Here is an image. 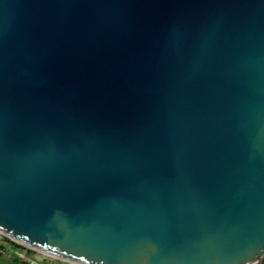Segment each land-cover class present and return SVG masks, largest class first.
Masks as SVG:
<instances>
[{
  "label": "water",
  "instance_id": "water-1",
  "mask_svg": "<svg viewBox=\"0 0 264 264\" xmlns=\"http://www.w3.org/2000/svg\"><path fill=\"white\" fill-rule=\"evenodd\" d=\"M0 232L264 264V0H0Z\"/></svg>",
  "mask_w": 264,
  "mask_h": 264
},
{
  "label": "rangeland",
  "instance_id": "rangeland-1",
  "mask_svg": "<svg viewBox=\"0 0 264 264\" xmlns=\"http://www.w3.org/2000/svg\"><path fill=\"white\" fill-rule=\"evenodd\" d=\"M25 248L0 234V264H29L27 259L34 260L36 264H68L52 260L35 250L26 251Z\"/></svg>",
  "mask_w": 264,
  "mask_h": 264
},
{
  "label": "built area",
  "instance_id": "built-area-1",
  "mask_svg": "<svg viewBox=\"0 0 264 264\" xmlns=\"http://www.w3.org/2000/svg\"><path fill=\"white\" fill-rule=\"evenodd\" d=\"M1 235L3 236V234H1ZM25 249H26V251L34 250V249H31V248H28V247H26ZM0 253H2V251H0ZM45 256L48 257V258H50V259H52V260H55V261H62V262L68 263V264H73V263H70V262H67V261H64V260H61V259L52 257V256H48V255H45ZM27 261H28L29 264H36V262L34 260L27 259Z\"/></svg>",
  "mask_w": 264,
  "mask_h": 264
},
{
  "label": "bare ground",
  "instance_id": "bare-ground-1",
  "mask_svg": "<svg viewBox=\"0 0 264 264\" xmlns=\"http://www.w3.org/2000/svg\"><path fill=\"white\" fill-rule=\"evenodd\" d=\"M1 233V232H0ZM35 251H37V252H39V253H41V254H44V255H48V256H52V257H55V258H57V256H54L53 254H49V253H47V252H44V251H42V250H39V249H34ZM59 259V258H58ZM64 260V259H63Z\"/></svg>",
  "mask_w": 264,
  "mask_h": 264
}]
</instances>
